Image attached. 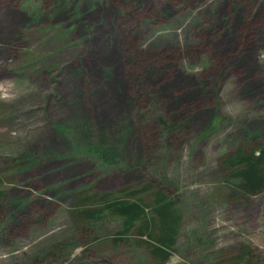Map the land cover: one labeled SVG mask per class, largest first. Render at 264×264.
I'll list each match as a JSON object with an SVG mask.
<instances>
[{"label": "rangeland", "instance_id": "1", "mask_svg": "<svg viewBox=\"0 0 264 264\" xmlns=\"http://www.w3.org/2000/svg\"><path fill=\"white\" fill-rule=\"evenodd\" d=\"M124 1L141 13L134 46L180 50L139 81L124 64ZM146 96L169 131L138 118ZM262 149L264 0H0V264H155L140 222L129 240L122 218L70 215L82 191L152 204L150 185L182 215L166 264H224L246 246L264 264V188L243 192L225 165Z\"/></svg>", "mask_w": 264, "mask_h": 264}, {"label": "trees", "instance_id": "2", "mask_svg": "<svg viewBox=\"0 0 264 264\" xmlns=\"http://www.w3.org/2000/svg\"><path fill=\"white\" fill-rule=\"evenodd\" d=\"M120 7L122 9L121 16L124 19L126 16L135 14L129 22H126L127 29L122 35V40L125 53L124 64L132 72H136L134 76L136 81L140 80L138 78L139 68L146 67L148 63H154L155 61H159L161 64L163 60L175 59L179 56L180 50L173 49L160 56L153 57L156 55L155 53L145 54L134 46L131 36L135 31V22L140 19L141 13L127 1L120 3ZM199 29L205 30L206 28L202 26ZM109 74L113 77L115 76V72L112 70H110ZM141 104L143 106L137 111L138 118L144 122L147 121L146 116L142 114L143 111H147L150 115H154L165 131L171 129L161 117L158 118V114L155 115L153 113L157 106L156 100L153 103L150 97L143 98ZM96 151L106 164L115 163L118 157V150L113 148H99ZM225 165L228 169H234L233 175L241 180L243 192L252 195L262 192L264 188V149L258 154L252 151L239 150L226 159ZM5 179L3 175H0V210L7 198L5 185L9 182H6L7 180ZM153 186L150 185L148 189L152 191L151 195H153L154 202L147 205L142 203V200L136 195L132 194L115 197L109 196V194H90L88 191H82L74 196V212L70 213L71 218L75 223L82 225H85L83 223L94 225L108 217L122 218L124 220L122 233L129 240H132V238L130 237L131 233H128L133 227L137 226L135 222H140L138 225L139 235L140 238H145L146 240L142 244L141 242L137 243L146 246L155 264H166L176 250L182 215L173 199L167 197L163 191ZM146 206H148V209L153 210L152 213H146ZM129 242V244L133 243V241ZM254 257L253 251L246 246L238 250L231 258L227 255V260L224 264H255Z\"/></svg>", "mask_w": 264, "mask_h": 264}]
</instances>
